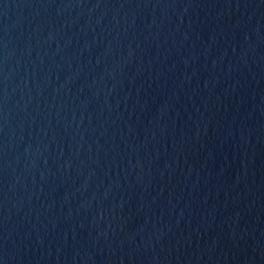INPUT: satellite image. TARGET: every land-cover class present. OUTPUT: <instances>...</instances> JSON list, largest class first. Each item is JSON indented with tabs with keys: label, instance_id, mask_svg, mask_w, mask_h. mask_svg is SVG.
I'll return each instance as SVG.
<instances>
[{
	"label": "water",
	"instance_id": "obj_1",
	"mask_svg": "<svg viewBox=\"0 0 264 264\" xmlns=\"http://www.w3.org/2000/svg\"><path fill=\"white\" fill-rule=\"evenodd\" d=\"M0 264H264V0H0Z\"/></svg>",
	"mask_w": 264,
	"mask_h": 264
}]
</instances>
